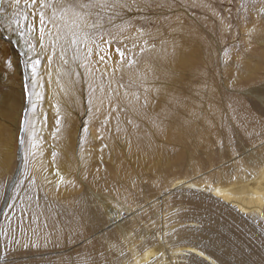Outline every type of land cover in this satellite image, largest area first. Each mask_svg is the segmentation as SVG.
<instances>
[{"label": "rangeland", "instance_id": "1", "mask_svg": "<svg viewBox=\"0 0 264 264\" xmlns=\"http://www.w3.org/2000/svg\"><path fill=\"white\" fill-rule=\"evenodd\" d=\"M242 5H247V10ZM260 7L262 5L258 0L254 7L248 3V0H196L195 3L193 0H168L167 5L162 8L154 5L151 10L139 11L133 7L127 13H121L123 20L134 25L124 33V36L128 38L125 42L129 47L132 43H136L138 45L134 50L136 52L139 46L144 45L145 40L156 46L155 49L149 48L142 55L137 66L139 73L146 74V82L143 86L139 89L127 88L128 74L124 75L122 81L119 73L114 77L111 74L110 77L107 75L101 80L100 72L103 70L100 66L101 62H96L95 53L94 63L89 65L91 73L83 68L78 69L84 78L71 85L73 91L65 97L66 106L65 104L61 106L62 112L71 113L69 115L74 119V125L77 128L75 146L70 149V157L78 164L77 155L84 145L87 144L86 148L92 147L93 149L96 146L100 148V144L97 143L99 142L101 145L107 144L110 148L109 145L114 143L113 148H110L113 150V158L103 156L101 161L98 151H95V159L92 157L84 161L81 168L77 167L67 173V182L63 184L65 192L70 196L72 193L76 195L74 190L76 192L78 190V194H81L76 198L81 197V200L65 199L66 194H61V191L57 192L58 197L56 198L61 200L60 205L70 207L71 210L75 208L77 219V212L80 214L79 231H81L80 234L85 235L84 238L95 233L91 231V221H89V214L87 215L89 207L95 204L94 192L101 195L109 207L116 205L119 201L123 215L127 218L124 208L128 207V203H135L136 200L128 201L125 192L131 193L133 198H138V193L131 185L132 178L136 176L134 172L139 171L138 173L142 175L147 174L148 176L149 174L150 178L154 176L156 178L155 172L158 170L161 174L168 175L175 169L178 174L184 175L191 157L201 158L208 154L214 160L220 155L228 159L231 147L236 148L237 153H242L244 147L255 145L254 139L246 137L244 133L264 125V16L258 15ZM22 10L23 0L21 9L17 11ZM12 11L13 9L9 7V14ZM116 23L119 24L121 21L117 20ZM140 27L144 28L145 33L142 37L135 31ZM15 29V25L9 29L4 18L0 16V160L7 155H9L7 158L12 157H10L12 162L10 169L8 168L0 176V212L7 196L14 194L13 186L20 179L24 169L20 170L22 151L17 150V137L20 134L19 122L25 108L28 109L29 119L35 126L37 145L43 149L50 147L52 143V139L47 136L49 128L41 127L43 113L46 112L49 118L53 113L51 107L47 104L39 106L33 102V93H36L44 97L38 100L46 103L47 56L50 52L40 51L38 41L32 40L27 33L24 38H21ZM112 30L115 32V29ZM28 40H32L35 44L31 52L26 43ZM47 43L45 40V44ZM115 47L116 45H113L112 49L114 50ZM162 55L166 57V60L160 59ZM37 56L41 60L37 77L39 81L41 77L43 78L44 87L34 86L31 78L30 64ZM9 60L11 65L7 63ZM53 61L65 69L66 66L62 65L58 56ZM26 64L29 65L28 86L32 93L30 100L24 94ZM97 68L99 71H96ZM130 74L135 78L137 70H132ZM64 78L68 81L67 77ZM110 79L111 84L114 83L110 87L115 90L113 101L119 102L122 108L127 107V111L113 113L108 126L110 131L105 130L104 139L99 140L97 139L98 129L104 120L108 101L105 99L104 104L100 106L94 98L93 114L89 115L87 112L89 85L98 89L95 97H100L99 84L103 82L106 93ZM120 82L125 84L129 93L139 91L141 103L147 95L148 106L141 108L136 105L134 110V106L127 105L124 99L126 89L118 87ZM139 83L140 81H137V84ZM145 87L148 89L147 93L144 92ZM115 93L119 94L118 101ZM14 105H16V113L12 110ZM97 106L101 107L99 113L95 112ZM40 112H43L41 118L35 117ZM129 119L132 120L131 125L127 123ZM85 121L88 122L89 132L85 134V143L81 146L80 129ZM117 121H119L118 126L123 131V135L129 137L130 142L132 141L133 148L137 142L144 145V139L150 138L147 144H152L154 153L156 152L161 157L153 159L146 153L134 156L127 148L129 143L126 139L122 136L120 138L113 136ZM206 121H210L213 126H209ZM35 123L41 124L42 130L37 128ZM93 132L97 135L93 136ZM216 136H219L221 140L217 141ZM227 139L232 146H227ZM6 145L9 146L7 155L3 149ZM30 160L31 156L29 157V172L31 171ZM108 169H113V173H119L121 176L133 173L132 178H122L123 182L119 184V187L116 183H106L103 179L97 180V185H95L94 173ZM113 176L115 177V174ZM145 182L148 181L145 180ZM13 201L15 202L14 199ZM12 202L9 204H14ZM79 209H84L86 212L83 210L81 214ZM111 225V223H105L96 232L105 227L111 229ZM99 243L94 247H101V249L98 248V251L95 248L92 252H87L84 255L85 258L82 255L83 259H80V264H104L105 259L110 261L111 251L103 239ZM61 249L64 250L52 244L47 248L15 247L7 251L9 252L8 258L14 259L58 252L62 251ZM4 250L6 249L0 251V254ZM101 252L104 253L103 256L100 255ZM50 263L56 264L55 260L46 264Z\"/></svg>", "mask_w": 264, "mask_h": 264}, {"label": "bare ground", "instance_id": "2", "mask_svg": "<svg viewBox=\"0 0 264 264\" xmlns=\"http://www.w3.org/2000/svg\"><path fill=\"white\" fill-rule=\"evenodd\" d=\"M160 59L166 60V57L162 55ZM47 66L48 72L52 73V83L49 85L47 79L46 103L38 100L36 93H33V102L39 106L47 104L51 107L53 113L49 116L46 127L49 128L47 136L52 139L51 132L55 127L53 105L59 104L60 108L64 106L65 91L67 94L72 93L71 85L74 83L69 84L61 75L60 83L65 89L61 91L56 83V77L57 70L60 69L62 72L64 69L56 65L55 61ZM100 66L104 71L105 65L101 62ZM110 74L109 72V77ZM38 81L39 78L36 77L33 85L39 87ZM113 84L110 79L106 93ZM67 104L69 105L68 102ZM15 106L12 108L13 112L16 111ZM66 112L61 111V115L66 119L58 138L51 140V146L42 149L37 145V148L32 150L35 156H31L30 174L35 175L36 183L29 185L26 181L15 202L13 197L17 196V193L13 190L14 194L7 196L0 212V251L20 248V245L11 243L13 237L21 244L38 241L39 248H47L54 244V247L64 250L12 258L10 260L13 264H46L52 260H55L56 264H80V259L82 260L87 252L97 248L94 246L102 239L108 249L110 245H116V248L110 250L111 264H211L212 260H215L216 264H264V125L244 133L246 137L254 139L253 147L252 145L244 147V151L242 150L239 155L236 148L231 147L228 159L220 155L214 160L208 154L201 158L191 157L184 175L178 174L175 169L168 175L161 174L158 170L155 172L156 178L155 176L150 178L149 174L142 175L138 173L139 171L134 172L135 178H132L133 173L121 176L119 173H113V169L94 173L95 185L97 180L103 179L104 182L116 183L119 187L123 182L122 178H132L131 185L138 193V198H133L131 193L125 192L128 201L132 202L134 199L136 202L128 203V207L124 208L127 218L123 215V219L119 216L113 219L114 212L108 211V203L94 192L95 204L89 207L87 215L89 214L91 221V231L95 233L84 238L85 235L79 231L80 214L77 212V219L75 208L71 210L70 207L60 205L61 200L56 198L57 192L66 194L65 199L81 200V197L76 198L81 194H78V190L77 192L74 190L76 195L72 193L70 196L65 192L67 173L80 167L84 161L92 157L95 159V151H98L100 157L113 158V150L110 148H113L114 143L103 152L100 151L99 142L97 143L100 144V148L97 146L93 149L86 148L87 144L84 145L77 155V164L70 157V149L75 146L77 128L74 119L69 115L71 113ZM42 113L35 117L41 118ZM206 122L213 126L210 121ZM36 125L41 130L44 128L41 124ZM92 135L96 136L97 133L93 132ZM113 136L115 138L122 136L126 139L129 143L127 148L134 156L146 153L153 159L161 157L154 153L152 144H147L150 138L144 139V145L137 142L133 148L129 137L124 136L123 131L116 133V127ZM216 139L221 140L219 136H216ZM227 143V146H232L229 139ZM3 149L6 154L9 146L6 145ZM53 151L57 153L55 163L52 161ZM7 156L0 160V176L10 169L12 157L9 159ZM23 168L22 161L20 170ZM57 168L65 181L60 184L59 191L55 187L60 178L55 172ZM45 177L52 183H46ZM145 180L148 182L144 183ZM12 201L15 206L10 209L7 206ZM79 210L82 214L84 209ZM121 211L123 212L122 209ZM105 223H111L112 228L105 227L96 232ZM133 229L135 233L129 235ZM5 230L9 235L3 234ZM33 232L36 235H33ZM47 233L52 235L45 245L44 236ZM200 252H203L204 256H200Z\"/></svg>", "mask_w": 264, "mask_h": 264}, {"label": "snow or ice", "instance_id": "3", "mask_svg": "<svg viewBox=\"0 0 264 264\" xmlns=\"http://www.w3.org/2000/svg\"><path fill=\"white\" fill-rule=\"evenodd\" d=\"M22 0H0V16H2L7 23L9 29L13 25L16 26V31L19 32L21 38H24L26 33L32 37V40L38 41L40 45V51L50 52L47 56L48 64L51 65L55 57H59L65 69L61 72L60 69L57 70L56 83L60 87L61 91H65L64 86L60 83L61 75L68 78L69 84L79 82L82 78V73L78 71L79 68L85 69L86 72L91 73L92 70L89 67L93 61L94 53L97 56V63L102 62L105 65V70L100 72V78L103 80L109 72L111 76L114 77L117 73L120 74L121 81L125 74H128L127 88L136 87L139 89L146 82V74L138 72V65L140 63V58L149 49H155V44H149L147 40L144 41L143 46H139L138 52L134 51L137 49L138 45L132 43L131 47L125 42L128 38L124 36V33L129 31L134 25L128 21L123 20L121 13H127L133 7L139 11L144 9L151 10L152 7H165L168 0H23V10L21 9ZM196 0H193L195 3ZM257 0H248V3L253 7L255 6ZM262 5L258 9V15L264 16V0H258ZM7 5V7H6ZM13 9L9 14L8 8ZM242 7L247 10V5H242ZM120 20L121 23L117 24L116 21ZM230 27V26H229ZM115 29V32L112 30ZM136 33L139 36H143L144 28H136ZM35 33V36L33 34ZM32 40L26 41L28 44L29 52L35 48V44ZM47 40V44H45ZM104 45V47H101ZM116 45L114 50L112 46ZM123 45V46H121ZM166 51V49L164 50ZM227 51V49H225ZM70 54V55H69ZM11 65V61H7ZM41 66V60L38 58L33 59L30 64L31 78L33 80L38 76V70ZM29 65H25L24 73V94L27 99H31V91L29 90L28 74ZM132 70H137V75L135 78L130 74ZM96 71H99L97 68ZM75 78V79H73ZM137 81H140L137 84ZM52 83V73L48 72V84ZM110 83V82H109ZM40 87H44L43 78H40ZM119 88H125L124 99L127 101V105L135 106L139 105L141 108H146L148 106L149 100L147 95L144 96L143 102L141 103V94L139 91L129 93L124 83H118ZM96 88L89 85V98H88V108L87 112L89 115L93 114L94 98L98 101V104L102 106L104 100L107 99L108 106L105 109L104 120L101 123V127L98 129L97 139H104V131L109 130L108 126L111 123L113 113H120L127 111V107H120L119 102H114L112 97L115 92L111 87L108 88L107 93H105V85L103 82L99 85V90L101 93L100 97H95ZM144 92L147 93L148 89L145 87ZM117 96V101L119 100V94L115 93ZM65 95L67 92L65 91ZM38 99H43L44 97L37 94ZM55 109V127L51 132L53 140H56L60 133L62 132L64 122L66 117L61 115V108L59 104L53 105ZM101 107H95V112L99 113ZM48 116L45 112L42 116V127L47 126ZM128 124H132V120L127 121ZM119 121H117L116 133H119L121 129L119 128ZM81 135L79 142L81 146L85 143L86 136L89 132L88 122L85 121L82 128L80 129ZM19 135L17 137V150L18 152L23 151V156L21 157L24 165L23 172L21 173V178L14 184V191L17 196H14L15 200L18 198L19 191L22 190V185L27 181L29 185L36 183V177L29 172V157L35 156V152L30 151V149H36L37 143L35 140L36 132L35 126L29 119L28 109L25 108L23 115L19 122ZM53 148L55 145L53 144ZM107 144H102L100 151L103 152L107 148ZM239 155V153H237ZM57 153L52 152V161L55 163V158ZM103 157H101V161ZM56 175H59V181L56 182V190L59 191V186L64 183V177L60 174L59 169H55ZM86 178V177H85ZM45 182L51 184L52 181H48L45 177ZM14 204H9L8 207L14 208ZM120 202L109 207L108 211L114 212L113 219L119 216L123 219V212L121 211ZM135 229L132 230L133 235ZM4 235H9L7 230L3 231ZM33 235H36L33 232ZM51 233H47L44 236L45 245L51 238ZM127 240L128 237L126 236ZM11 243L20 245L24 249L29 247L39 248L40 244L38 241H33L31 243H23L16 240L14 237ZM116 248V245H110V249ZM123 255V252L120 253ZM101 256L104 255L103 252L100 253ZM200 256H204L203 252L199 253ZM9 252L7 249L0 254V264H13L9 258ZM104 264H111L110 261L105 259ZM211 264H216L215 260L211 261Z\"/></svg>", "mask_w": 264, "mask_h": 264}]
</instances>
